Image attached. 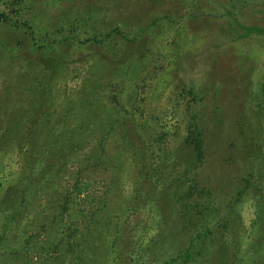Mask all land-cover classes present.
Here are the masks:
<instances>
[{
	"label": "trees",
	"instance_id": "1",
	"mask_svg": "<svg viewBox=\"0 0 264 264\" xmlns=\"http://www.w3.org/2000/svg\"><path fill=\"white\" fill-rule=\"evenodd\" d=\"M51 1L0 0V156L15 151L20 160L18 173L0 178V214L11 205L6 219L15 224L0 234L2 263L264 264L256 260L258 249L247 260L246 251L250 254L257 243L245 242L242 234L250 230L256 235L259 228L257 240L264 232L258 222L264 206L258 204L252 220L243 215L244 196L259 188L264 177V0H184L175 19L147 17L135 21L129 33L116 25L85 38L78 37L90 19L84 10L58 15L60 20L55 15L53 23L41 24L37 10L41 2ZM165 19L179 27L172 51L152 64L155 29ZM91 43L103 49L86 55L90 66L80 88L63 94L57 84L71 64L82 60L80 54L72 59V54ZM138 46L145 50L135 59ZM204 53L216 59L211 74L217 94L224 90L222 73L241 89L231 133L229 122L222 128L228 106L223 97L218 95L223 104L213 103L207 112L208 84L198 90L190 84L195 80L173 72L180 60L179 66L188 69L184 62ZM226 64L230 68L222 69ZM167 91L182 105L185 122L184 137L172 151L156 143L158 117L146 109L147 102L160 100ZM167 134L166 129L159 139ZM111 139L121 146L120 160L105 166ZM126 158L138 170L130 195L134 204L125 208L127 229L120 225V212L113 215L109 206V197L119 187L116 173ZM221 161L227 170L239 172L237 181L222 169ZM99 168V178L88 179L85 172ZM95 185L106 187L99 208H94L97 199L93 201L96 195L90 192ZM80 197L90 202V213L76 225L73 220L84 213ZM43 198L54 211L36 222L37 235L45 231L48 243L41 249L47 258L34 260L25 253L33 236L21 240L19 219ZM178 210L182 228L171 224ZM150 215L156 220L150 222ZM102 231L110 232L106 241ZM261 244L258 241L259 248Z\"/></svg>",
	"mask_w": 264,
	"mask_h": 264
},
{
	"label": "rangeland",
	"instance_id": "2",
	"mask_svg": "<svg viewBox=\"0 0 264 264\" xmlns=\"http://www.w3.org/2000/svg\"><path fill=\"white\" fill-rule=\"evenodd\" d=\"M184 0H55L51 1L48 4L44 3L40 4L39 9L37 10V7L35 9L37 12L41 14V24L43 23H53L55 20V15L57 19H59L58 15H62L63 13L65 14L66 12H73L74 9L78 10L79 14L86 12L84 14V17L86 15H89L88 21H86L84 28H85V33L81 32L78 37L79 38H85L86 36L84 35H96L98 33L102 32H108L111 30L116 25H119L121 27V32L123 33H129L131 31V27L136 23L135 21H139L140 19H146L147 17L153 18L154 16L156 17H164L166 15H169L171 18H176L178 17V11H182V4ZM31 6V5H30ZM30 16V15H29ZM34 16L35 18L39 17ZM125 16L128 18L131 16L130 20L125 18ZM32 17V15H31ZM34 18V19H35ZM40 18V17H39ZM60 20V19H59ZM132 22V25H128L129 21ZM79 21L76 23L78 26ZM144 23V22H143ZM178 24H172L169 19H165V21H162L159 23V25L156 26V37L152 42L151 48L154 50L152 53L156 54L153 56L151 59L152 64L156 62L157 64L160 63L164 56L163 53L169 54L172 51V43H174V36H176L174 33L178 29ZM50 30L52 29L51 27ZM84 28L82 30H84ZM44 29V26H43ZM77 30L74 31V35L76 34ZM158 33V35H157ZM160 33V34H159ZM67 32L65 35L62 33L59 35V38H62L63 36H66ZM99 34V35H100ZM20 36H23V34H20ZM116 37V36H115ZM148 38V37H147ZM149 39V38H148ZM148 46H146V49L148 50ZM103 49V45L101 46L100 44H87L84 46V48L79 47L75 53L72 54L71 58L74 60H78V55L80 54L81 56V61H78L76 63H73L69 67L68 74L64 76V78L57 84V88L59 89L60 92L63 94H68L71 93L73 90L76 91L77 88H80L82 82H83V75L87 72L89 66H90V60L91 58H87V54L95 52L97 53L100 52ZM145 47L138 46L137 48V55L135 56L138 57L141 52H144ZM174 54V53H173ZM173 56V55H172ZM212 56V54H211ZM215 56V55H214ZM205 53L200 56H191L189 61L184 62V66H187L188 69H183L180 64H182V60L178 62V67L175 66L173 72L179 74V75H186V77H189L190 80H195L191 85H195L198 90H201L202 88L205 87L206 84H208V96L205 98V104L208 105L209 108H204L207 109L206 111L209 112V110H212L214 108L213 103L220 102L218 100V95L219 97H223V102L225 104H228L226 108V113L227 115L225 116V119L227 120L226 123L222 124V128L225 129L227 126V122L230 123L229 125V132L231 133L233 131V125L234 124V119H233V109H235L236 105L240 101V98L242 95L239 94L241 89L236 87V83L232 81L228 76L222 75L220 78L222 79L224 90L222 93L217 94V90L215 88L214 83L212 81L214 79L213 74H211V70L214 64V61L216 60L215 57L210 58L207 57ZM229 69L230 66L226 64L222 69ZM223 72V71H222ZM224 76V77H223ZM226 80V81H225ZM250 88V87H249ZM67 90V91H66ZM244 93V91L242 92ZM72 94V93H71ZM75 94V93H74ZM221 94H223L221 96ZM250 95L252 93H249ZM249 95V96H250ZM259 94H257L258 97ZM226 97V98H224ZM240 97V98H239ZM257 97L254 99L255 102H258L259 100ZM227 99V100H226ZM176 98L175 94L170 93V91H167L162 95V98L158 101H151L150 103L147 102V108L148 110H151L154 112L155 115H157L158 119L154 120L156 121L155 126V141L156 143H165V149L167 150H174L176 147V144L182 140L184 137V116L182 114V105H177L176 104ZM223 102L221 104H223ZM144 105V103H143ZM255 109L259 110V106H255ZM205 112V111H204ZM183 118L181 119V117ZM262 126H261V140L262 144L264 146V121H262ZM260 128V125H259ZM167 129L168 134L167 136L162 137V140L159 139L162 135L163 132H165ZM114 140H110L107 142V150H106V162L105 166H107V162L112 165L114 162V159H117V161L120 160V155L119 151L121 149V146H119L117 143H114ZM95 144V143H94ZM13 156V157H10ZM0 157V178H8L9 176H12V174H16L20 170V160L19 156L15 154V151L9 152L7 155H1ZM11 158V161H10ZM127 159V160H126ZM122 166L121 170H118L116 173V181L119 184V187L116 189L115 195H111L109 197V206L111 207V213L113 215H117V210L120 212L121 216V226L125 227L126 229L129 226V223H126L125 217H126V211L125 208L131 207L134 202L130 200V195H131V188L133 186V183L135 182L136 175H137V168L133 167V165L129 164V158H126ZM11 162V163H10ZM5 164H10L8 166H5ZM221 164L224 166L222 169L227 170V166L225 162L221 161ZM257 165V164H256ZM117 164L115 163L113 165V169H116ZM102 168L94 169L93 171L90 172H85L87 174L88 179L93 180L94 178H99L101 175L102 171H100ZM229 169V168H228ZM229 172V175L231 174L232 179L237 181L239 179V172L236 170L231 169ZM263 170L258 166L257 167V172L256 175L260 176L262 174ZM125 180V181H123ZM137 180V179H136ZM105 185H95L91 187L90 192L91 194L96 195V197H93V201L96 200V203L93 205L94 208H99L101 206V203L103 201L102 196H103V191ZM106 188V187H105ZM258 190H260L258 192ZM89 192V193H90ZM93 192V193H92ZM257 193L254 195V193ZM244 200H247L246 203L244 204L243 207V215H245L246 220H252V218L255 217L256 215V208L259 206H264V177L263 180L260 183V187H254L250 189L249 194L247 193L245 196ZM14 197L13 199H15ZM84 197H80V206H82L84 213L83 215L78 218V220L74 219L73 221L76 222V225L82 223V216L83 219H85V214H89L90 212L88 211L89 207H86L90 205V202L88 200H83ZM18 200V201H17ZM17 204L19 206V203L21 201L20 198H18ZM47 199L43 198L41 201H37L34 205H30V209H28V212L24 210L23 217L19 219L21 221V227L23 229V236L21 240H24L25 238H29L33 236L31 242L27 245L29 249V254L28 250L26 249L27 256L29 259H42L44 260L47 258L46 255H43L45 251H42L41 249L45 248L48 243V239L46 236V232H40L39 235H37L39 231L38 225H36V222H41L43 216H46L48 213H52L54 209L52 208V205L48 204ZM15 204V203H14ZM180 204V203H179ZM24 205H20L19 210L23 209ZM121 208H123V211H121ZM10 210H13L11 208V205H9V210L3 212V214H0V234L2 233V229H5V227L12 226L14 227L15 224L10 223L7 221L6 217H9L10 215ZM27 212V213H26ZM145 212V211H144ZM143 212V213H144ZM124 216L122 217V215ZM182 210H178L176 214H174L171 218V224H175V227H183L182 223ZM147 214H144L143 218H147ZM261 219L258 220L260 226L264 228V211L261 214ZM4 217V218H3ZM104 219L109 221L110 218L107 215H103ZM150 222L153 220H156V217L153 215H150L148 217ZM69 223V222H68ZM4 225V228H3ZM69 225H71L69 223ZM109 225V224H108ZM107 225V226H108ZM250 225V223H248ZM11 228V229H12ZM251 229V228H250ZM16 231V230H14ZM128 231V230H127ZM19 233V231L17 232ZM108 234H106L105 231L101 232V237L103 240H107ZM126 232V234H128ZM154 233V231H151L149 237L146 238V240H149L150 236ZM259 233V228L257 230V234ZM15 233H9V239L6 241L8 242L11 241V239L14 237ZM244 236L245 242H249L250 244L257 243L254 245L253 249L250 251V254L247 253L246 251V256L247 260H251V254L258 249L260 253L257 255V262L262 263L264 260L263 257V252H264V232L261 237H259L256 240V235L253 234V232H250V230H243L242 232ZM261 238L263 245L261 244ZM258 241L260 242L261 246L263 248H259L258 246ZM252 245V244H251ZM36 250V253L34 252ZM38 251V252H37ZM252 252V253H251ZM41 255V256H39ZM48 255V254H47ZM52 259L50 258V261L53 263L55 261L54 256L55 254L52 253ZM3 260L5 261L4 257L0 255V264H6V262L2 263ZM247 261V262H248ZM22 264H26V261H22Z\"/></svg>",
	"mask_w": 264,
	"mask_h": 264
}]
</instances>
